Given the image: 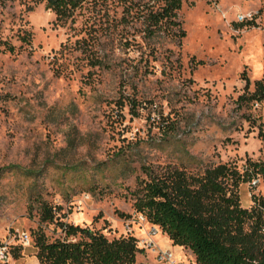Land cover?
Returning a JSON list of instances; mask_svg holds the SVG:
<instances>
[{
    "label": "rangeland",
    "instance_id": "1",
    "mask_svg": "<svg viewBox=\"0 0 264 264\" xmlns=\"http://www.w3.org/2000/svg\"><path fill=\"white\" fill-rule=\"evenodd\" d=\"M123 8L85 0L57 21L45 0H0V239L32 238L10 264H37L35 238H64L61 222L143 237L145 166L264 163V98L249 97L264 83V0L184 2L183 38H144L140 23H120ZM239 194L247 208L264 198V176ZM155 241L167 249L160 229ZM139 248L136 264H164L157 248Z\"/></svg>",
    "mask_w": 264,
    "mask_h": 264
},
{
    "label": "trees",
    "instance_id": "2",
    "mask_svg": "<svg viewBox=\"0 0 264 264\" xmlns=\"http://www.w3.org/2000/svg\"><path fill=\"white\" fill-rule=\"evenodd\" d=\"M45 1L57 21L72 18L85 2ZM189 1L194 0H120L124 7L120 23H140V32L148 39L162 34L183 38L186 32L178 12ZM8 50L14 51V47L8 46ZM249 97L264 98L263 80L256 81V90ZM246 98L243 94L239 99ZM144 172L147 177L135 191L136 212L166 234L173 245L190 250L196 264H264V198L253 196V205L247 208L239 194L242 183L264 176V163L247 160L242 169L220 163L196 172L168 164L145 166ZM54 219L53 209L44 206L42 220ZM59 225L64 238L50 241L44 233L35 238L41 264H136L142 251L132 234L110 239L90 227ZM21 249V244H15L11 251Z\"/></svg>",
    "mask_w": 264,
    "mask_h": 264
},
{
    "label": "built area",
    "instance_id": "3",
    "mask_svg": "<svg viewBox=\"0 0 264 264\" xmlns=\"http://www.w3.org/2000/svg\"><path fill=\"white\" fill-rule=\"evenodd\" d=\"M252 14L238 15V21H244L247 19H252ZM137 220L140 222H148L147 218L139 213L137 214ZM158 228L155 226H151L147 231H145V235L141 238H138V244L141 247L149 248V249H158V259L164 264H184L182 260H180L173 250L171 249H161L155 241V236L157 235ZM129 234H131V230H128ZM133 235V234H132ZM18 239L19 243L22 247L31 246L32 238L31 235L26 232H16L8 234L3 240L0 239V263H7L10 260L11 249L15 245V241Z\"/></svg>",
    "mask_w": 264,
    "mask_h": 264
},
{
    "label": "crops",
    "instance_id": "4",
    "mask_svg": "<svg viewBox=\"0 0 264 264\" xmlns=\"http://www.w3.org/2000/svg\"><path fill=\"white\" fill-rule=\"evenodd\" d=\"M159 230V229H158ZM162 232V231H161ZM162 234L166 237V240L168 241V244H167V249H176V248H178L179 250H181L183 253H185L186 254V252L187 251H189V253H190V256L193 258V260L195 261V256L192 254V252L190 251V250H188V249H185V248H183V247H181V246H178V245H173V243L171 242V240L169 239V237L166 235V234H164L163 232H162ZM36 259V261H37V264H41L40 263V261H39V259H38V257H37V250L34 252V253H32V258L31 259ZM23 259V258H22ZM29 264H33V263H29Z\"/></svg>",
    "mask_w": 264,
    "mask_h": 264
}]
</instances>
